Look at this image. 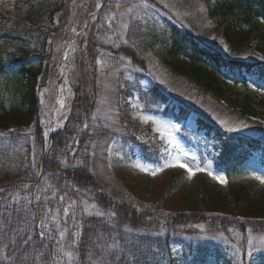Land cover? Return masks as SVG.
Returning <instances> with one entry per match:
<instances>
[{"label": "trees", "instance_id": "obj_1", "mask_svg": "<svg viewBox=\"0 0 264 264\" xmlns=\"http://www.w3.org/2000/svg\"><path fill=\"white\" fill-rule=\"evenodd\" d=\"M195 1L203 5L201 15L197 11L185 12L178 24L168 19V37L161 48L155 49L154 39L145 37L141 24L134 23L127 36L129 43L115 52L123 53L146 71L149 55L157 53L161 66L173 75L188 77L198 91L218 101L226 100L228 91L220 84L263 86L264 0L179 2L181 8L189 9L195 7ZM64 2L13 0L9 7L0 9V78L19 77L25 84L18 104L9 105L0 81V264H52V248L39 227L45 216L43 205L22 197L27 185L32 190L44 182L57 191L59 198L67 197L71 203H94L115 213L110 220H77L76 228L69 229L74 264H209L207 245L201 243H186L178 263L172 259L171 243L178 241L181 234L200 233L207 239L236 244L242 250L249 239L264 241V219L241 220L238 216L201 211L175 214L165 211L161 204H136L107 167L106 150L116 135H111L96 116V85L90 91L75 89L63 130L54 132L50 141L45 139L38 110V80L31 60L42 58L44 72L50 70L49 28L60 20ZM105 6L106 3L99 13ZM131 84L138 85V80ZM131 90L127 87L119 94L126 98ZM140 93L156 107H162L170 98L177 100L173 107L167 106L161 112L177 125L184 126L196 111L157 87ZM227 106L232 112L244 114L243 110ZM247 106L249 109V105L242 107ZM8 109L13 128L9 127ZM259 126L257 135L229 132L199 114L195 115V131L206 139L194 137V141H206L198 144L220 152L217 170L236 172L251 160V152L264 153V129ZM181 132L188 139L190 134L184 128ZM129 140L144 162L162 163L160 146L134 137ZM259 162L263 164L264 154ZM256 253L264 256V247Z\"/></svg>", "mask_w": 264, "mask_h": 264}, {"label": "rangeland", "instance_id": "obj_2", "mask_svg": "<svg viewBox=\"0 0 264 264\" xmlns=\"http://www.w3.org/2000/svg\"><path fill=\"white\" fill-rule=\"evenodd\" d=\"M12 1L0 0V9L9 7ZM64 1L57 25L50 28L48 26L52 31L50 70L44 72L42 58L31 60L38 80V110L44 125L45 139L48 141L51 129L53 133L63 130L71 111L75 89L80 87L90 91L96 85V116L110 130L111 135H116L106 150L107 167L114 178L131 193L136 204H161L165 211L175 214L201 211L218 216H238L241 220L264 219V185L252 178L264 177V162H259L264 153L251 152V160L244 163L239 171H219L216 169V159L220 152L198 144L206 141H194V137L206 139L195 131V115L199 114L226 130L234 129L228 130L229 132L254 135L260 133V124L264 129V94H261L264 85L252 83L243 87L234 82L220 84L228 91L227 99L218 101L213 95L198 91L188 77L173 75L161 66V58L157 53L149 55L146 71L133 64L123 53L115 52L129 43L127 36L134 23L141 24L145 37L154 39L155 49L161 48L168 37L167 20L172 19L178 24L185 12L191 14L197 11L201 15L203 5L195 1V7L190 6L187 9L181 8L180 0ZM104 3L106 6L99 13ZM96 9L99 11L91 16ZM33 46L41 51L39 45ZM0 79L6 102L17 105L25 86L24 81L13 76ZM135 79L139 86L131 84ZM58 81L63 86V94L60 101L61 114L54 123L52 115L57 105ZM127 87L132 90L124 98L119 92ZM151 87H157L164 94L189 103L196 110L184 126L161 115L165 107H173L177 100L170 98L162 107H156L142 98L140 91ZM208 90L215 95V91ZM227 105L243 110L244 114L230 111ZM246 105H249V109L248 106L242 107ZM10 113L8 109L9 127L13 128ZM144 117L150 119L145 122ZM157 128L164 133L163 136L161 131H156ZM182 128L190 134L188 139L181 132ZM129 137L160 146L162 163L154 165L144 162L137 149L133 148ZM169 138L172 140L171 144L168 143ZM176 157L193 169L194 175L191 179L183 168L164 167L167 161ZM202 157L205 160H201ZM136 163L143 165L146 171L133 167ZM197 166L223 177L226 182L220 183L206 172L196 171ZM152 172L155 174H150ZM242 185L244 188H241ZM22 193L23 198L43 205L45 216L39 227L42 236L52 248V264H74V253L68 240L69 229L76 228L77 220L90 217L110 220L114 217L96 215L97 211H112L102 209L94 203H71L67 197L59 198L57 191L47 182L34 186L32 190L27 185ZM93 204L96 205L95 208L92 207ZM65 209L68 210L67 215ZM61 231L64 233L63 239ZM179 238L170 246L172 259L176 263L183 255L184 245L191 242L207 245L209 264H264V256L256 253L257 249L264 247L262 240H252L251 248L248 244L242 250L236 244L207 239L200 233L181 234ZM66 253H71V259Z\"/></svg>", "mask_w": 264, "mask_h": 264}, {"label": "snow or ice", "instance_id": "obj_3", "mask_svg": "<svg viewBox=\"0 0 264 264\" xmlns=\"http://www.w3.org/2000/svg\"><path fill=\"white\" fill-rule=\"evenodd\" d=\"M225 51H227V49H225ZM261 94H264V91H262ZM61 103H62V102H61ZM149 119H150L149 117H144L145 122H147ZM228 130H229V131H233L234 129L229 128ZM156 131H161V130H160L159 128H157ZM161 135H162V136L164 135V133H163L162 131H161ZM45 136H47V133H45ZM168 143H169V144L172 143L171 138L168 139ZM133 167L138 168L140 171H146V168H145L143 165L139 164V163H136L135 165H133ZM164 167H179V168H183V169H185V171L188 172V178H189V179H191L192 176L194 175L193 169H192L191 167H189L188 165H186V164H184V163H181V162L179 161V158H178V157L173 158L172 160L167 161V162L165 163ZM196 171H204V172H206L207 175H209L213 180H216V181H218V182H220V183H225V182H226V181L224 180L223 177H221V176H217V175H214L211 171H207L206 169H204V168H200L199 166H197ZM150 174H153V175H154L155 172H152V173H150ZM252 178L255 179V180H257V181H259L262 185H264V177H261V176H254V177H252ZM0 191H2V189H0ZM16 199L18 200L19 197L17 196ZM92 207L95 208L96 205L93 204ZM67 211H68V210L65 209V215H67ZM96 215L101 216V217H103V216H105V215H108V216H114L115 213H113V212L105 213L104 211H97ZM42 223H43V222H42ZM60 235H61V239H63V238H64V233H63V231H61ZM261 243H262V245H264V241H262ZM248 244H249V247L251 248V246H252V240H251V239L248 240ZM250 254H251V253L249 252V255H250ZM66 255L69 257V259H71V253H66Z\"/></svg>", "mask_w": 264, "mask_h": 264}, {"label": "bare ground", "instance_id": "obj_4", "mask_svg": "<svg viewBox=\"0 0 264 264\" xmlns=\"http://www.w3.org/2000/svg\"><path fill=\"white\" fill-rule=\"evenodd\" d=\"M63 94V86L62 84L58 81L56 84V95H57V105L56 108L54 109L53 115H52V122H57V120L60 117L61 114V98Z\"/></svg>", "mask_w": 264, "mask_h": 264}, {"label": "water", "instance_id": "obj_5", "mask_svg": "<svg viewBox=\"0 0 264 264\" xmlns=\"http://www.w3.org/2000/svg\"><path fill=\"white\" fill-rule=\"evenodd\" d=\"M100 9V8H99ZM99 9H96L92 14H91V16L93 15V14H95V13H97L98 11H99ZM52 129L50 130V135H49V140H50V138H51V135H52Z\"/></svg>", "mask_w": 264, "mask_h": 264}]
</instances>
